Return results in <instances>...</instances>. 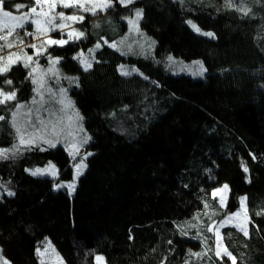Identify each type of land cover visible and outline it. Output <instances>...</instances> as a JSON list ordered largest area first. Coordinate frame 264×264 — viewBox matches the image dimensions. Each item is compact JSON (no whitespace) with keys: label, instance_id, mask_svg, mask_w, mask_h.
<instances>
[{"label":"trees","instance_id":"16d2710c","mask_svg":"<svg viewBox=\"0 0 264 264\" xmlns=\"http://www.w3.org/2000/svg\"><path fill=\"white\" fill-rule=\"evenodd\" d=\"M111 1L108 10L87 15L81 29L115 17L112 31L96 38L89 28L65 46L43 44V64L60 58L73 79L63 84L90 136L72 195L62 180L73 177L74 157L43 139L59 129L36 126L31 146L19 143L21 112L38 102L32 65L19 60L0 74V88L15 92L0 104V149L8 150L0 158L1 255L11 264H50L42 259L50 245L65 264H97V255L106 264H233L232 257L235 264H264V0ZM17 2L34 5L4 0L6 7ZM139 10L153 52L112 48ZM31 30H16L12 47L1 41L0 53L16 48L38 56L26 45L34 44ZM79 53L93 55L89 70ZM169 56L202 60L208 71L201 78L172 74ZM51 161L57 177L29 171ZM225 184L230 198L222 206L213 192ZM244 196L247 235L223 227L231 258L217 256L207 228L235 212Z\"/></svg>","mask_w":264,"mask_h":264},{"label":"rangeland","instance_id":"374dc122","mask_svg":"<svg viewBox=\"0 0 264 264\" xmlns=\"http://www.w3.org/2000/svg\"><path fill=\"white\" fill-rule=\"evenodd\" d=\"M105 2L106 0H81V3H83L85 7L95 6V13L91 11H84L83 8L63 7L61 0H41V3L39 5L34 2V5L31 6L25 3L17 2L10 7H6L5 3H3V10L10 11L13 16H24L26 13L30 15V20L29 22L25 23L24 27L26 28L28 26H33L31 34H33L35 39L32 43H34L33 45H35L37 49L34 50V54L40 53L38 56L35 55L33 57L32 52H17L16 48H9L10 50L8 51L10 52L0 53V67L10 68L13 64H17L19 60H23L26 63L32 65L33 80L36 83V91L38 93L37 101L39 103L36 102V109H32V107H29L21 112L23 113L24 117L22 118L18 128L26 130L24 133L26 136L29 135L36 126L46 128V131H51L50 128H56L60 130H57L56 133H58V135H56V137H52V135L48 134V136L46 135L47 137L44 135L43 139L45 143L50 147L62 145L67 150V152L71 154L75 159L72 165L74 169L73 177L68 180H62L63 185L67 188L70 195L75 192L78 179L86 169V167H84L83 170L79 174H77L76 164L83 161V163L86 165V154H83V149L89 142L90 136L83 124L82 115L79 109L73 101L69 90L63 84L64 80L72 82L73 79L69 78L62 72L59 65L60 58H53L50 64H43L42 59L45 52V47L43 46V44L65 46L69 42L78 41L82 36L87 35L90 27H84V29H81V25L84 24L85 21H88L86 17L87 15L106 11L110 8V6L113 5V2L110 0V6L103 7V9L101 10V6L104 5ZM129 4L123 5L127 6ZM16 5H24L25 7L17 11ZM33 7L37 9L36 13H31V8ZM137 12H140L139 17H137ZM137 12L133 18L126 20L128 23V27L127 30H124V37L122 39H119L120 43L115 42L110 44V46L114 49H120L123 47V49L125 48L126 50H130V52L138 50L140 54H150L155 49V42L151 37L145 35V33L141 30L140 20L142 17V11L139 10ZM59 13H63L65 17L82 16L83 19L75 21L61 19ZM51 18H54L52 20V25L45 23L46 20ZM97 18L98 17H94L92 21ZM31 20H39L40 29H37L36 25L34 23H31ZM114 20H116L115 17H108L107 19H103L102 21L95 23V25L90 28L91 35L94 37L96 35L99 36L102 30L112 31L111 28H113L112 25ZM16 24L17 22L11 19L0 20V36L8 37L6 40H0V42L8 41V44H13L10 42L11 35L16 34L15 32H17L18 29L21 28L16 26ZM53 25L55 27H53ZM10 30L11 34H9ZM201 32L209 33L205 31ZM68 33L72 34L71 39H69ZM81 33L83 35H80ZM118 34L120 36L121 31H118ZM98 36H96V38H98ZM60 40H66L68 42L65 44L51 43V41ZM26 45L29 47L31 46V44ZM101 46L102 44L99 42L96 48L99 49ZM28 57H32L31 61L28 60ZM169 57H171L172 59L169 60L168 58L167 68L172 74H184L193 78H201L208 71L206 65L202 60L186 62L178 57ZM77 59L79 60L81 66L86 70H89V68H91L93 55L87 57V54L79 53ZM88 65H90V67ZM53 101L56 102L58 108L53 106ZM49 141H51V144L49 143ZM50 166H54V169ZM37 169L48 170L43 174H36L39 176L57 177L59 175L58 168L53 161L45 166L31 168L29 171L33 174V172H35ZM53 171L55 172V175L52 174ZM70 183L74 185L72 189H69L67 187V185ZM225 185H227V189L224 188ZM225 185L218 188L220 190L219 192H217L218 189L213 192V196L218 198L222 206H226L230 198L229 185ZM222 221L223 224L221 225ZM222 221L211 225L212 232L214 233V237L218 247L217 251L221 253L219 256H226L231 258L230 255L226 254V252L228 253V251L223 244L222 229L223 227L230 225L236 226L240 230L241 228H243L244 232H247L249 219L247 216L245 196L240 199L239 208L235 212L228 214ZM199 228L202 229L204 227ZM97 257H99L100 259H97ZM42 259L49 262L50 264H65L61 256L50 245H48V247H46L42 252ZM96 262L97 264H106L103 255H97ZM0 264H11L9 263V261L3 258V256L1 255V249Z\"/></svg>","mask_w":264,"mask_h":264},{"label":"snow or ice","instance_id":"6c2138e0","mask_svg":"<svg viewBox=\"0 0 264 264\" xmlns=\"http://www.w3.org/2000/svg\"><path fill=\"white\" fill-rule=\"evenodd\" d=\"M34 2L39 5L41 3V0H34ZM62 2V6L63 7H76V8H83L84 11H91L93 13L96 12V7L95 6H92V7H85L83 3H81V0H61ZM119 2L121 4H129V3H132L133 0H119ZM3 3H4V0H0V20H7V19H11V20H14L17 22L16 26L18 27H21L23 28L25 26V23L26 22H29L30 20V15L29 14H25L24 16H13L12 13L10 11H7V10H3ZM110 6V0H106L105 4L101 6V10L103 9V7H108ZM25 7L24 5H16V10L19 11L21 8ZM37 12V9L35 7L31 8V13H36ZM59 16L61 19H67V20H82L83 17L80 16V17H77V16H69V17H65L63 13H59ZM140 16V12H137V17ZM54 18H51V19H48L45 21V23L49 24V25H52V20ZM31 23H34L37 27V29H40V21L39 20H31ZM188 23L191 25V27L199 32L200 29L195 25L193 24L191 21H188ZM7 26V25H5ZM53 27H55L53 25ZM9 34H11V30L9 31ZM204 35L206 36H212L213 34L212 33H203ZM29 35H31L29 33ZM69 35V39L72 38V34L71 33H68ZM80 35H83L82 33ZM7 37L5 36H0V40H6ZM68 41L66 40H60V41H51V43L53 44H65L67 43ZM8 47H12V45H7ZM99 46V45H98ZM30 47H33L35 48V45H31ZM38 55L40 53H37ZM32 57H28V60L31 61ZM172 58L169 57V60H171ZM29 65H25V67H28ZM90 67V65H88ZM123 68V66H121ZM10 70L9 67H0V74H3V73H6ZM122 74H128L127 72H124ZM29 75L31 76V73H29ZM35 82V81H34ZM5 83L7 85H11L12 84V81L11 80H6ZM15 99V92H8V93H5L3 91L2 88H0V104H5L8 100H14ZM17 107H21L19 105H17ZM16 113H12V116H13V126L15 127V117H16ZM5 119L4 116H0V120H3ZM39 119V118H37ZM17 133L19 134V143L20 145H23V146H26V147H30L31 144L34 142V136L33 135H29V136H26L24 134V132L26 130L24 129H20V128H17L16 129ZM49 143L51 144V141H49ZM54 146V145H53ZM18 147H14L13 150H12V154L15 155V153L18 151ZM0 158H3V159H6L8 158V150H4V149H0ZM54 169V166H50ZM86 167V165L83 163V161H81L80 163L76 164V169H77V174H79L83 168ZM48 171L47 169H37L35 172H33V175H36V174H43L44 172ZM245 171H247V169H245ZM53 175H55V172L53 171L52 172ZM63 185H60V184H57L56 185V188H60L62 187ZM67 187L69 189H72L74 187L73 184H68ZM225 189H227V185L224 186ZM220 190L218 189L217 192H219ZM9 195H12V193H9ZM243 202V201H242ZM223 224V221L221 222V225ZM207 231H212V227H208L207 228ZM241 231H244L243 228H241ZM245 235H247V232L245 231L244 232ZM221 253L219 251L216 252V255L219 256ZM226 254L230 255V253H227ZM97 259H100L99 257H97ZM233 259V264H235V257H232Z\"/></svg>","mask_w":264,"mask_h":264}]
</instances>
